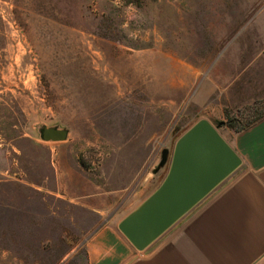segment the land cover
Returning a JSON list of instances; mask_svg holds the SVG:
<instances>
[{
  "label": "rangeland",
  "instance_id": "rangeland-1",
  "mask_svg": "<svg viewBox=\"0 0 264 264\" xmlns=\"http://www.w3.org/2000/svg\"><path fill=\"white\" fill-rule=\"evenodd\" d=\"M263 111L264 0H0V264H87L196 122Z\"/></svg>",
  "mask_w": 264,
  "mask_h": 264
},
{
  "label": "crops",
  "instance_id": "crops-1",
  "mask_svg": "<svg viewBox=\"0 0 264 264\" xmlns=\"http://www.w3.org/2000/svg\"><path fill=\"white\" fill-rule=\"evenodd\" d=\"M224 138L241 165L147 249L119 223L146 200L149 179L118 220L98 208L103 222L87 240V264H264V117Z\"/></svg>",
  "mask_w": 264,
  "mask_h": 264
},
{
  "label": "water",
  "instance_id": "water-1",
  "mask_svg": "<svg viewBox=\"0 0 264 264\" xmlns=\"http://www.w3.org/2000/svg\"><path fill=\"white\" fill-rule=\"evenodd\" d=\"M39 131L46 141H64L69 136L66 127L43 125ZM169 157L170 149L164 148L154 173ZM241 163L218 129L208 119L199 120L178 139L162 184L119 223V229L138 250L147 249Z\"/></svg>",
  "mask_w": 264,
  "mask_h": 264
},
{
  "label": "trees",
  "instance_id": "trees-1",
  "mask_svg": "<svg viewBox=\"0 0 264 264\" xmlns=\"http://www.w3.org/2000/svg\"><path fill=\"white\" fill-rule=\"evenodd\" d=\"M127 3L131 2H140V0H125ZM264 117V111L259 113L253 120L251 121H240L239 119H236L234 117L228 118V122L226 123L227 126H229L234 131H241L249 126H251L253 123L258 121L259 119Z\"/></svg>",
  "mask_w": 264,
  "mask_h": 264
}]
</instances>
